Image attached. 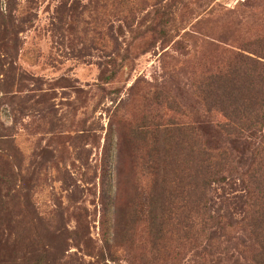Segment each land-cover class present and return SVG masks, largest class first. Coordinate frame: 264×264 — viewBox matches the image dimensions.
<instances>
[{"label": "rangeland", "instance_id": "rangeland-1", "mask_svg": "<svg viewBox=\"0 0 264 264\" xmlns=\"http://www.w3.org/2000/svg\"><path fill=\"white\" fill-rule=\"evenodd\" d=\"M261 12L264 0H0V264H195L175 245L150 256L139 226L123 245L127 153L143 152L131 127L204 120L197 77L220 72ZM211 195L240 217L239 183ZM227 248L210 264H243Z\"/></svg>", "mask_w": 264, "mask_h": 264}, {"label": "trees", "instance_id": "trees-1", "mask_svg": "<svg viewBox=\"0 0 264 264\" xmlns=\"http://www.w3.org/2000/svg\"><path fill=\"white\" fill-rule=\"evenodd\" d=\"M257 19L261 26L249 31L220 72L204 69L197 77L194 93L204 120L160 127L146 119L131 127L143 152L127 153L134 201L131 216L123 204L124 246L133 241L125 235L139 226L150 256L169 254L175 245L195 264H210L229 252V244V260L264 264V12ZM101 178L107 216L104 170ZM230 181L242 191L238 219L212 205L213 187Z\"/></svg>", "mask_w": 264, "mask_h": 264}]
</instances>
